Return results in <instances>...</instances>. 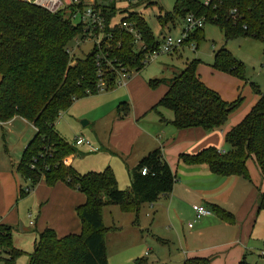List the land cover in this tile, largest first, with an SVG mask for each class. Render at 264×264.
<instances>
[{
	"label": "trees",
	"instance_id": "trees-1",
	"mask_svg": "<svg viewBox=\"0 0 264 264\" xmlns=\"http://www.w3.org/2000/svg\"><path fill=\"white\" fill-rule=\"evenodd\" d=\"M175 1L172 13L159 18L162 24L173 26L176 21L184 22L190 15L217 27L226 41L251 37L264 45V0H211L208 5L203 0ZM234 9L233 19L231 11ZM111 16H107V22L111 21ZM128 18L142 33L146 48L156 47L157 38L148 31L143 18L136 14ZM81 32V25H73L61 14H51L19 0H0V121L22 117L36 129L16 167L17 174L29 183L27 191L18 189V199L28 195L40 182L49 188L64 183L84 197L83 205L75 210L81 223L80 231L59 237L50 228L41 230L37 233L33 252L28 254L27 264H107L102 208L117 205L125 213H137L142 205L170 194L176 182L159 148L145 154L130 169L129 190L117 187L110 168L82 175L66 166V158L76 150L55 128L60 115L75 101L96 96L100 80L105 82L104 91H112L117 87L119 69L140 73L145 68L140 64L143 56L132 49L131 35L116 29L110 43L92 48L84 58L75 59L69 44ZM200 40H203L202 28L190 33L184 45ZM213 62V69L243 77L242 64L226 49L216 52ZM198 65L199 61L191 60L171 79L148 81L150 89L160 84L166 87L164 96L150 109L159 114L161 123H166L159 113V108H164L172 112L173 119L169 124L178 130L197 127L205 132L220 130L239 108L240 97L227 103L202 83L197 75ZM257 96L249 113L225 133L228 145L225 153L207 147L192 156L183 154L179 159L185 165H204L217 176L240 177L248 183L250 177L246 163L252 160L261 183H264V94L257 91ZM125 108L126 103L117 105V118L127 115ZM142 169L147 171L145 176L141 174ZM256 191L255 214L258 215L264 211V194L261 187H256ZM212 210L223 222L235 224L234 215L217 206ZM12 232L11 225L0 223V264H16L25 255L14 247ZM183 263L211 262L194 257ZM133 264H147V261L138 258ZM239 264L248 263L242 258Z\"/></svg>",
	"mask_w": 264,
	"mask_h": 264
},
{
	"label": "crops",
	"instance_id": "crops-1",
	"mask_svg": "<svg viewBox=\"0 0 264 264\" xmlns=\"http://www.w3.org/2000/svg\"><path fill=\"white\" fill-rule=\"evenodd\" d=\"M174 70L171 77L176 73ZM122 87L118 91L117 100L113 101L118 102L114 103L116 105L113 107L102 105L96 109L103 112L92 122L98 124L106 121L111 129L104 142L97 141L101 150L94 148L91 142L89 146H81L86 148V154H100V167L91 169L92 172L100 173L105 168H110L114 173L117 187L129 190L130 169L135 167L145 154L159 148L174 173L176 182L170 194L162 195L154 203L142 205L137 213H125L117 205L102 208L101 219L106 229L104 245L108 264H111V259L115 264H133V261L138 259L135 254L137 244H143L144 247L149 244L157 249L158 246L169 247L167 260L161 262L156 257L153 261L157 262L155 264H184L185 260L194 257L208 259L210 264H239L242 258L246 261V255L249 253V230L248 225L244 224H248L254 215L258 216L255 214L256 187H261L262 192L264 191V183L260 181L258 170V177L253 175L252 181L248 183L240 177L217 176L204 165H185L179 159L183 154L192 156L207 147L225 153L228 145L225 143L224 135L242 120L246 110L236 116H232L235 112L231 114L220 130L205 132L199 127L178 130L169 124L173 119L172 113L159 112L166 120V123H161L159 114L150 110L166 91L165 86H161L158 91H151L146 79H142L138 73L132 75ZM120 103L127 104V109L125 108L127 115L122 119L117 118L115 111ZM73 127L77 130L75 125ZM10 128L21 129L17 141L20 151H23L34 137L35 129L22 117L16 116L0 127V135L4 140L5 133L12 134ZM57 132L59 133V126ZM59 135L61 136L60 133ZM77 156L84 155L79 153ZM77 156L69 155L65 160L66 166L73 168ZM249 162L253 163L252 160H248L247 168ZM32 190L24 196L32 199L31 205L34 208V217L28 214V218L33 219L26 228L18 220L19 203L24 198L18 199L19 190L12 177L0 172V223L13 227L12 237L14 233L20 237L30 236L34 245L37 233L45 228L52 229L59 237L77 234L80 231L81 223L75 210L83 205V196L67 189L62 183L49 188L44 182H40ZM193 205L203 206L212 213L197 219ZM213 206L234 215L237 224L223 222L214 214ZM126 219L131 222V229H123L120 221L125 222ZM188 224H191V227H188ZM136 226L140 232L147 226L152 229L151 240L136 237ZM13 245L18 248L15 237ZM171 248H176L178 253ZM139 255L147 261L146 251Z\"/></svg>",
	"mask_w": 264,
	"mask_h": 264
},
{
	"label": "rangeland",
	"instance_id": "rangeland-1",
	"mask_svg": "<svg viewBox=\"0 0 264 264\" xmlns=\"http://www.w3.org/2000/svg\"><path fill=\"white\" fill-rule=\"evenodd\" d=\"M175 2V0H141L138 5L131 7L128 10L129 12L137 14L138 17L143 18L148 31L152 33L153 37L159 39L161 32H164V35L170 34L172 37H177L181 34L184 22L176 21L173 26H171L169 23L162 24L159 19L160 17L163 19L165 13H172ZM119 8L121 10L120 12H122V6ZM121 16L122 14L118 12L115 17V22H119ZM202 31L203 40L198 42H188L185 45L183 44L181 48L175 49L170 55L159 56L154 62L147 65L140 72V77L146 79L147 83L149 80H159V78L171 79L172 70L175 69L174 71L178 73L184 69L186 63L191 60H197L199 61L197 75L200 77L203 84L206 83L204 85L210 90L218 93L227 103H232L240 97L241 102L238 106L239 108L232 116H236L238 113L246 110V113L242 116L243 119L256 103L258 99L257 91L264 94V45L260 41L251 37H238L234 40L226 41L223 33L211 24H204ZM192 45H194L195 50L192 49ZM92 47L93 43L91 41H80V38L69 44V48L73 52L72 57L75 59L84 58L91 52ZM220 49H226L234 59L242 64L243 77L232 76L224 71L213 69L214 55ZM161 86L164 85L160 84L157 88L151 89V91H158ZM122 88L123 87H115L112 91L110 90L107 92L99 91L96 96H90L75 101L67 112L62 113L57 120L55 125L57 130L59 126V133L67 143L75 148V155L77 156L79 153L84 155L77 156L73 163V168L82 175L87 172H92L93 170L91 169H97L100 167V154H86V148L75 146L74 139L76 137L85 139L88 142H91L94 148L97 147L101 150V147L98 146V142H104L111 129L108 123L106 124V121H101L98 124L92 122L103 112L102 110L96 109L98 106L102 105L108 107L116 105L114 103L118 102L113 101L117 100L118 91ZM114 92L115 94L113 95ZM120 93L122 94V92ZM164 93L160 98L164 96ZM159 109V112L163 114L172 113L168 109ZM83 114H86V116H83ZM83 121L89 123V125L82 126L81 123H83ZM73 125L77 127V130H75ZM10 129L12 130V134L9 135L5 133V140L0 135V172L7 174L10 178L12 177L14 182H16L17 189L21 188L22 190L27 191L29 183L22 179L16 172V165L21 161V152H23L20 151L17 141L21 129ZM248 168L249 177L252 181L253 175H255L256 178L258 177L257 169L252 162L248 163ZM64 186L67 189L79 193L76 189L68 188L66 184H64ZM32 191L33 190L30 192ZM79 194L83 196L81 193ZM31 203L32 199L27 197L19 203L18 220L26 228H28L30 220L34 217V208ZM28 214H31L33 217L29 219ZM107 221H109V219H107ZM120 223L124 230H127L128 228L131 229L132 225L128 219H126L125 222L120 221ZM244 225H248L249 230V253L246 255V261L249 264H264V256L260 255L261 251H264V211L259 212L257 217L254 215V217L251 218V221ZM239 227L240 226L238 225L237 229H239ZM150 231H152V229L147 226L142 232H140L136 226V237L151 240L152 232ZM13 237H15V244L18 247L17 249L25 253L24 256L17 260L16 264H27L29 258L28 254L33 252V240L30 236L20 237L15 233L13 234ZM136 248L135 254L138 256L137 258H142V255L139 254L146 251L148 253V264H155L157 262L153 261L156 260V257H158L161 262L166 259L169 247L158 246L159 249H157L149 244L147 247H144L143 244H137ZM171 250L177 252L176 248H171ZM110 262L111 264H115L112 259Z\"/></svg>",
	"mask_w": 264,
	"mask_h": 264
},
{
	"label": "built area",
	"instance_id": "built-area-1",
	"mask_svg": "<svg viewBox=\"0 0 264 264\" xmlns=\"http://www.w3.org/2000/svg\"><path fill=\"white\" fill-rule=\"evenodd\" d=\"M18 1V0H16ZM32 6H37L51 14H61L64 19L69 20L73 25L82 27V32L73 41H91L92 48H100L101 45H107L111 42L113 31H121L131 35L133 39L132 49L136 54L142 55L140 61L141 68L154 62L159 56L170 55L175 49L181 48L187 40L190 33L204 26V21L188 15L184 20V27L181 34L177 37H172L170 34L164 35L161 32L160 38L157 39V46L153 49H147L143 43L142 33L136 27L135 23L129 20L133 12H129V8L140 3L141 0H19ZM205 5H208L211 0H203ZM122 6V12H120ZM122 14L119 22H115L117 13ZM111 21L107 22V16L111 15ZM236 10L231 11V16L234 19ZM137 15V14H136ZM120 44V43H119ZM195 50L194 45L191 46ZM99 66V65H98ZM121 66V65H120ZM100 67V66H99ZM117 87L125 86L132 75L138 74L136 70H127L121 68L117 71ZM101 71L99 70V74ZM106 85L103 80H100L98 89L104 91ZM6 122L0 121V127ZM35 129V128H34ZM36 131V129H35ZM74 144L77 147L84 145L89 146L90 142L82 138H75ZM224 153L223 151L220 152ZM141 174L146 175V170L142 169ZM194 214L197 219L207 217L211 213L203 206L193 205ZM191 227V224H188ZM261 256H264V251H261Z\"/></svg>",
	"mask_w": 264,
	"mask_h": 264
},
{
	"label": "water",
	"instance_id": "water-1",
	"mask_svg": "<svg viewBox=\"0 0 264 264\" xmlns=\"http://www.w3.org/2000/svg\"><path fill=\"white\" fill-rule=\"evenodd\" d=\"M86 123H87V122H84V121H83V123H81V124H82V126H83V125H86Z\"/></svg>",
	"mask_w": 264,
	"mask_h": 264
}]
</instances>
